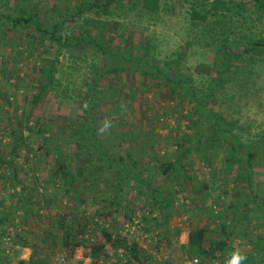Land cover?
Segmentation results:
<instances>
[{"label":"rangeland","instance_id":"obj_1","mask_svg":"<svg viewBox=\"0 0 264 264\" xmlns=\"http://www.w3.org/2000/svg\"><path fill=\"white\" fill-rule=\"evenodd\" d=\"M223 1L229 8H222L227 17L208 16L205 21H199L191 16L187 0H158L159 8L152 13L140 9V5L131 7L135 0H122L118 5L112 3L108 6H104L105 0H0V156L11 162L0 168L5 173L0 178V215L8 211L15 197L32 192L33 186L38 187L35 196L40 194L37 201L42 214L69 211L68 200L63 194L53 199L55 208H44L42 196L45 193V197H49L53 189L48 181L59 167V155L64 156L68 169L75 174L81 163V153L85 151V147L79 150L71 142L74 135L70 133L72 129H80L82 97L91 85L99 62L98 56L74 45L70 38L78 36L84 28L90 29L111 49L116 46L133 48L138 53L146 48L149 57L158 63L178 58L179 65L173 66L175 75L190 79V85L196 91H207L212 87V96L205 99L207 110L233 125V133L238 134L242 141L264 137V47L244 53L239 46L242 56L233 57L221 74L222 81L213 84L214 77L220 76L218 65L223 58L221 51L225 36L228 35V40H225V46H228L239 33L246 37L264 34V13L258 14L252 0ZM19 8L36 11L47 24H50L52 16L61 20L60 15L66 11L81 8L82 14L60 25L58 34L64 37L66 44L57 52L56 43L38 38L31 41V29L18 27L15 32L6 30V15H17L22 11ZM102 23H105L103 29ZM53 60L55 62L51 63ZM46 81L48 86L34 101L38 88ZM97 84V90L103 93L115 91L118 94L116 105L120 108L116 111L111 103H101L95 114V132L102 144L107 145L110 154L124 155L127 150L131 151L137 160L136 170L140 171L141 182L138 185L134 181H126L118 193L119 205L110 204L117 192L116 175L105 168L93 171L91 168L99 166L98 161L88 163L84 187H87V178H92L96 182L92 187L93 193L98 200L86 199L82 206L85 215L102 223L103 216L97 211L110 204L107 227L114 234L140 246L143 251L140 264H197L199 258L189 259L182 246L186 243L187 231L206 224L213 229L216 221L221 222L219 217L224 215L218 217L217 211L226 209L229 212V203L236 199L243 201L237 196H243L239 190L244 188L245 182L234 180L233 170L223 173L220 169L227 163L225 160L229 155V150L225 151L226 143L219 148L207 149L205 153L199 145L190 151L176 146L177 136L185 135L188 141H196V130L204 123V116L188 98H184L180 88L173 90L163 82L150 81L129 70L106 72ZM127 87L136 90L135 97H129ZM18 121L22 122L27 142L25 147L13 152L10 130L18 128ZM105 121L110 123V127L101 133L99 129ZM39 126L42 133H37ZM52 135L56 138L67 136L66 141H70L63 146L61 154L44 152L43 141ZM86 135L83 137L85 142ZM181 156L183 168L175 167L163 172L166 164ZM254 157L251 186L253 192L262 196L264 204V150H255ZM15 164L18 170L16 178L6 181V173H11ZM200 181H204L202 191L198 190ZM167 191L170 192L168 205L162 210L150 211L152 199L164 197ZM237 206L240 211L241 203ZM250 219L249 226L247 219L237 229L240 234L246 233L244 238L250 233L258 235L259 226L264 225V212H257ZM44 223L46 220L40 225ZM29 230L20 226L12 232L24 234L31 242L34 238L29 236ZM212 235L208 237L212 238ZM9 237L4 234L0 240V264H21L20 260H27L32 249L21 247ZM227 243L230 247L225 248L223 256L216 251V256H208L204 264H226L223 259L237 249L246 253L241 236H233ZM106 249L107 254L96 264L128 262L122 249L115 250L109 245ZM66 254L58 251L54 260H61ZM256 261L264 262V251H260L249 264ZM64 262L91 264V259L84 255L83 249H78L73 258Z\"/></svg>","mask_w":264,"mask_h":264},{"label":"trees","instance_id":"obj_2","mask_svg":"<svg viewBox=\"0 0 264 264\" xmlns=\"http://www.w3.org/2000/svg\"><path fill=\"white\" fill-rule=\"evenodd\" d=\"M121 1L122 0H105L104 6H108L112 3L118 5ZM135 1L136 2L133 3L131 7L140 5V9L148 10L150 13L157 11L159 8L158 0ZM187 1L192 10L191 16L197 18L199 21H205L208 16H217L218 18L227 17L226 11H223L222 8L225 7L226 10L229 8L225 5L226 3L223 0ZM252 1L257 7L258 14L264 13V0ZM91 7L93 6L90 5V8ZM19 9L22 11L15 16L6 15V30L15 32L18 30V27L31 29V41H36L38 38L46 40L49 43H56L57 52H60L64 44H66L64 43V37L58 34L60 25L68 21L71 22L76 16L82 14L81 8L66 11L60 15V18H62L61 20L58 21L57 17L55 18V16H52L51 18L53 19L50 24H47L36 11L28 12L21 8ZM101 27L103 29L105 23H102ZM89 30L87 28L85 30L84 28L78 36L70 37L74 45L80 46V48L86 51L89 50L91 54L98 56L99 59L98 67L95 68L91 80V85L88 87L87 91L84 92L82 97L81 106L83 113L80 116L82 118L81 122H79L80 129H72L70 131V133L74 135L73 141L71 142H73L79 150L85 147V151L81 153V163L75 174L68 169L64 156L59 155V167L48 181L53 189L49 193V197H45V193H43L42 196V206H44V208L48 206L55 208L53 199L58 194H63L68 200L69 211L64 208L66 211L62 213H57L56 211L54 212L55 215L42 214L39 201H37V196L40 194L35 196L38 187L33 186L32 192L27 195L18 196L17 198L15 197V201L10 205L9 209H7L8 211L0 215V240L4 234L10 235V240L15 241V243L21 245V247H30L32 249V253L27 260H20L21 264H66L64 261L67 258H73L75 251L78 249H83L84 255L91 259V264H96L100 257L107 254V245L115 250L119 248L122 249L123 257L127 258L128 261L126 264H130L132 261L137 262V264L141 263L143 251L140 246L134 241L125 240L119 234H114L111 229L107 227L110 215V210L108 208L110 204L119 205L120 196L118 193L122 191L124 183L126 181H134L135 184L140 185L141 175L140 171L136 170L137 160L129 150H127L124 155L110 154L107 145L102 144L100 137L97 136L95 132L97 129L95 114L98 112L101 103H111V107L116 111L120 108L116 105V101H118V97L116 96L118 94L116 95L115 91L103 93L97 90V83L103 78L106 72L116 71L117 73H122L129 70L138 72L140 76L150 81L163 82L173 90L180 88L184 93V98H188V100L193 103L196 110L204 116L202 127L196 130L198 134L197 140L190 142L187 140V137H184L185 135L177 136L175 143L177 147H184L186 151H190L193 147L197 148L199 145L200 148L203 149V153H205L207 149L212 150L213 148H219L226 143L225 151L229 150V155L226 156L225 161H227V163L220 167V169L223 173L232 172L233 170L236 175L233 179H240L245 182L244 188L242 187L239 190L240 195L243 196H237V198H242L243 201L236 199L232 203H229L227 205L230 210L229 212L226 209L217 211L218 217L224 214L225 216L223 215L222 217L226 218H223L219 223L217 222L213 230L209 227V224L190 228L187 231L186 243L182 245L186 249L189 259L193 257L199 258L197 264H204L208 256H216L214 255L216 251L220 252V255L223 256L225 248L230 247L227 240L237 235V229L240 223L257 214V212H264V209H262V207H264L261 201L262 196L257 192H253L251 186L254 162L256 161L254 160V151L258 149L264 150V137L259 136L257 139L254 138L242 141L238 134L236 135L233 133V125L224 122L221 117L207 110L205 99L212 96V92L210 91L212 87L207 91H196L191 87L190 79L184 78L183 75H177V73L175 75L173 73V66L177 67L179 65L178 58L164 60L158 63L156 59L149 57V51L146 48L143 50L141 49L138 53H135L133 48L121 49V47L116 46V48L111 49L99 41L95 36L96 34ZM231 33L235 35L234 32ZM237 35L238 37L235 36L236 38L232 39V45L225 46V40H228V35L225 36L224 40L222 39L225 45L224 49L221 51L223 56L222 61L219 62L218 65V74L220 76L218 78L214 77L213 84L222 81L221 74L225 71L226 66L233 57L242 56L241 51L239 52V46H242V52L244 53L253 51L257 47H264V34H257L255 37L252 35L246 37L242 35V33ZM242 39L244 41H242ZM136 47L138 49L141 48L140 46ZM54 62L53 60L51 63ZM47 80H49V78ZM47 86V81L44 85H40L34 95V101L38 100ZM127 88L129 97H135L136 90L130 87ZM120 117L123 118L122 115ZM61 130L63 129L59 131ZM22 131L21 121H18L17 129L10 130L13 135V152H17L21 147L26 146L27 137L23 135ZM42 131L43 129L39 126L37 133H42ZM85 135L87 142L83 141ZM66 137L56 138L53 135L47 136L43 141L45 147L44 152L50 153L53 151L54 153L61 154L63 146L70 142L69 140L66 141ZM182 156L166 164V168H163V172L175 167H179V169L183 168L182 166H184V164L181 162ZM94 161H98L101 165L99 164V166L92 167L91 169L93 171L98 170V168H105L106 171L110 170V173H114L117 177V184L115 183L117 185V192H115L113 199L110 201L109 205L101 206L100 211H97V213L103 216L104 221L102 223H99V221L95 220L93 217L85 215L83 210L84 207L82 208L86 199L91 198L93 201L98 200L96 194L93 193L92 187L95 186L96 182L93 181L92 178H87V187H84V176L87 174V171H89L86 165ZM9 163L11 162L0 156V168ZM235 164H237V167L234 168ZM13 168L11 173H6V181H13L16 178L18 173L17 165L15 164ZM4 175L5 173L0 171V178ZM185 178L188 180L187 176H184V179ZM203 182L204 181H200L198 190L202 191L204 189ZM21 185L23 187L24 184ZM103 193H106V191ZM169 193L170 192L167 191L164 197H159V199L156 200L152 199V209L150 211L153 212L157 208L162 210L166 207L169 202ZM152 196L155 197L156 195L153 194ZM237 203H241L242 205L240 211H238ZM125 215L127 218H130L129 213ZM26 220H28V223ZM44 220H46V223L40 225ZM21 223H23L24 226ZM20 226L21 228L28 227L31 229L28 232L30 233L29 236H33V241L29 242L27 236L24 234L12 232V230H18ZM211 233H220L222 237L214 239L212 235V238H210L208 235ZM262 235H264V233ZM260 239L262 240V237ZM42 250L46 252L44 253ZM61 250L67 253L66 259L63 257L61 260H54V256ZM257 250L250 254L247 252L243 253L246 257L243 264H249L252 259L258 256L260 251H264V244L262 246L260 245V248ZM63 259L65 260L62 261ZM227 259L225 258L223 261H227ZM221 264H223V262ZM253 264L262 263L256 261Z\"/></svg>","mask_w":264,"mask_h":264},{"label":"crops","instance_id":"obj_3","mask_svg":"<svg viewBox=\"0 0 264 264\" xmlns=\"http://www.w3.org/2000/svg\"><path fill=\"white\" fill-rule=\"evenodd\" d=\"M214 200H216L217 201V199H214ZM230 216V215H229ZM223 218H226V217H222V218H219L220 219V221L221 220H223ZM244 221L245 220H243L242 222L244 223ZM247 221V220H246ZM213 222H215V221H213ZM216 222H219V221H216ZM250 222H251V219L249 218L248 219V221H247V224H248V226H249V224H250ZM215 224V223H214ZM259 228H260V232L258 233V235H253V233H250L251 235H249L247 238H244L245 236H244V234L246 235V233H242V234H240V233H237V235L235 236V237H240L241 236V239H243L244 241H245V244L244 245H242L244 248H246V252L248 253V254H250L251 252H253V251H255V250H257V249H259L260 248V245L262 246V242H263V240H264V235H262L263 233H264V225H260L259 226ZM214 229V228H213ZM212 229V230H213ZM215 235H217V236H215ZM243 236V237H242ZM262 237V240L260 239ZM213 238L214 239H217V238H220V233H214L213 234ZM254 248H257V249H254ZM258 251V250H257ZM264 263V262H262V261H258V263Z\"/></svg>","mask_w":264,"mask_h":264},{"label":"clouds","instance_id":"obj_4","mask_svg":"<svg viewBox=\"0 0 264 264\" xmlns=\"http://www.w3.org/2000/svg\"><path fill=\"white\" fill-rule=\"evenodd\" d=\"M109 127L110 123L108 121H105L104 125L99 129V131L103 133ZM245 259V255L239 249H237L229 254V258L227 259L226 264H243Z\"/></svg>","mask_w":264,"mask_h":264}]
</instances>
